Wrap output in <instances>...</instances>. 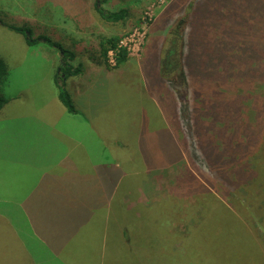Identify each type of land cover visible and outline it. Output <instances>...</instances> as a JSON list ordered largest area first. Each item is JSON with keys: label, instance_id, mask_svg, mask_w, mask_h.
I'll return each mask as SVG.
<instances>
[{"label": "rangeland", "instance_id": "374dc122", "mask_svg": "<svg viewBox=\"0 0 264 264\" xmlns=\"http://www.w3.org/2000/svg\"><path fill=\"white\" fill-rule=\"evenodd\" d=\"M225 1L226 4L217 6L220 0H109L103 5L105 10L112 13L126 10L129 14L124 22L110 23L95 10L96 0H0L1 87H4V97L19 99H14L0 111L1 122L6 125L4 130L0 129V194H3L0 199L8 195L11 196L10 201L18 202L23 193L40 188V197H72L86 205L89 190L77 185H89L95 192L103 193V188L97 185L102 182L105 187V182L108 184L106 176L113 183L121 177L127 184L135 170L143 177L145 163L153 171L141 178L140 187L135 192H128L124 201L137 219L140 218V210L149 212V208H156L160 215L149 216L159 222L150 224L163 231L161 234H165L168 227L174 233L194 228L195 224L196 227H203L213 223L211 221L217 215L210 208L204 212L200 208L193 213L189 209L186 213L183 205L179 204V198L188 187L196 194L197 191H207V196L223 202L232 212L236 211L232 204L237 199L234 188L208 182L196 172L189 158L183 163L182 160L176 162V149L166 154L152 139V130L157 127L155 122L163 117L169 129L177 132L179 139L167 135L166 143L178 144L184 152L186 135L180 131L179 115L181 117L183 112L186 116L191 114L194 120L199 115L211 120L210 114H215L216 108H220L218 100L227 102L225 107L220 108V113L222 117L226 116L228 127L234 126L240 133L246 121L254 131L259 128L257 123L264 121V72L245 76L251 64L256 63L257 53L255 50L253 54L247 53V44L243 40L234 43L230 53L238 58H234L229 66L231 71L221 66V70L226 72H221L226 77V83L215 80L216 73L220 71L219 59L210 60L207 35L211 40L222 37L219 30L223 28L222 24H232L228 18L231 13L238 12L237 8H233L234 3L252 7L249 0ZM206 5L207 12L217 9L222 15V19L216 22L219 24L217 29L210 27L213 23L211 17L204 19ZM249 13L246 12L242 20L252 24L254 14ZM257 21L264 22L263 12H258ZM8 26L25 29L27 34L28 29L31 30L34 40L40 43L29 46L24 36L9 30ZM258 29L256 25L254 33ZM260 34L263 42L264 28ZM186 36L191 41L184 64L191 68L192 78H189V86L183 90L181 85L183 92L179 91L184 93L186 104L191 102L187 107L185 103H180L178 93L175 94L171 87H179L178 80L169 83L164 70L171 64L179 63L181 66L182 45L188 41L184 39ZM112 41L117 42V50L111 49ZM51 43L62 46L61 52L68 50L76 54L77 64L83 66L82 74L67 81V89L76 103V116L69 115L57 100L55 77L62 65V55ZM173 43L179 53L178 57L171 58ZM122 52L126 54L125 59L121 56ZM212 54H215L214 50ZM220 62L224 65V60ZM209 75L215 82L208 81ZM28 115H33L34 119L38 117L37 124L34 119L24 120L25 124H29L21 129L19 124L22 119L14 118ZM261 129L264 131V125ZM143 131L147 132L141 135ZM185 131L190 133L189 127L186 126ZM192 134L196 136L195 132ZM13 143H19L20 147H10ZM140 148L145 153L139 152ZM173 163L180 164L169 168ZM108 166L111 173H102L101 168ZM181 177H185L184 182H189L180 183ZM32 184L38 186L31 187ZM244 189L239 190L243 200L246 197ZM28 198L26 195L21 201L23 206ZM167 200L166 207L164 201L167 203ZM30 203L31 200L23 209ZM55 203V209L69 208L64 203ZM253 206L246 204L243 205L244 210L240 209L250 221L249 224L244 223L248 228L245 225L241 227L246 244L240 248L250 258L245 264H264L261 252L250 249L252 243L249 244L250 239L254 240L264 252V201ZM18 213L14 211L12 215ZM227 216L237 223L230 214ZM124 219L121 214L117 216L118 228L123 227ZM62 220L64 218L58 222ZM196 221L200 222L197 224ZM108 224L111 228V223ZM128 225L138 229L134 233L135 242L128 245V236L123 232L119 242L121 246L110 239L108 254L100 257L98 253L91 252L89 255L102 259L103 264H132L126 260V254L119 255L121 251H128L129 254L135 253L133 264H148L145 255L148 233L136 222ZM3 227L0 221V264H33L31 255L23 250L24 246L21 247L23 253H16L15 249L20 248L18 246L22 242L19 244L17 240V247L14 248L9 233ZM221 227L224 228L223 225ZM88 238L85 230L78 233L79 241ZM151 238L157 239L156 236ZM171 241H177L172 248L178 249L180 240ZM158 244L159 241L150 244V264H160L161 253L157 249L163 253L167 249V246ZM90 248L102 249V237L96 236L95 241L83 246L84 250ZM192 253L204 255L206 251L195 249ZM77 254L80 253L67 250L65 256L72 264H81L82 258ZM202 255L192 257L196 259L194 264H206ZM191 256L182 255L178 263L184 264Z\"/></svg>", "mask_w": 264, "mask_h": 264}, {"label": "trees", "instance_id": "16d2710c", "mask_svg": "<svg viewBox=\"0 0 264 264\" xmlns=\"http://www.w3.org/2000/svg\"><path fill=\"white\" fill-rule=\"evenodd\" d=\"M108 1L109 0H101L100 4H95V10L101 18L110 23H120L128 19L129 14L126 10L117 13L105 10L103 5L108 3ZM249 2L252 3V7H247L246 4L242 5L241 3H234L233 8H237L238 12L231 13L230 18H228L229 20H232L231 22L233 26L232 24H222L223 28L219 29L222 35L220 39L211 40L208 35L206 37L211 49L210 60L216 61V59H219L218 65L220 71L218 70L219 73H216V81H223L226 83V77L224 76V73L226 72L221 70V66H224L228 72L231 71L229 66H231L234 58H238L235 55H230V53L232 52L234 43L239 42L240 40H243V42L247 44V53L253 54V50L257 53L256 63L254 65L251 64L247 70L248 73L245 76L251 74L257 75L258 73L261 75V73L264 72V41L262 42V36L260 34V31L264 28V22L259 23L257 21L258 12L264 13V0H249ZM226 3L225 0H220L217 6ZM204 7V19L208 20L209 17H211L213 23L210 27L217 29L219 24H216V22L220 21V18L222 19L221 13L219 11L217 12V9H215V12H207L206 9L208 6L206 5ZM248 11L250 12L249 14H254V22L252 24L246 20H242L245 19L244 15ZM256 25L259 26V29L254 33ZM7 28L24 36L29 46H34L37 43H40L38 40H34L32 37V31L29 29L27 34V30L22 28L9 26ZM186 38L188 41L183 42L182 55L180 56L181 66L179 63L177 65L171 64L167 68L164 67V70L167 71L165 74H167L166 76L168 78L166 79L169 83L171 80H178L179 87H171L175 94L178 93V100L180 103H185L184 105L187 107L191 102L188 101L186 104V101H184V93H181L189 86V78L191 77L192 72L191 68H189V66L187 67V64H184L186 63L187 55L189 54L188 47H190L189 43L191 41L188 36L184 39ZM51 46L57 48L62 55V65L59 73L55 77V85L58 91L57 100L63 105L69 115L76 116L78 114L76 103L73 102L71 94L67 89V81L82 74L83 66L80 63L77 64L78 56L73 52L68 50L61 52L63 50L62 46L52 45V43ZM117 47V42L112 41L111 49L117 50ZM177 48L178 47L175 46V43H173V47L170 51L171 58L178 57L179 51ZM212 48L215 54H212ZM106 54L107 53H105V55ZM227 54H229V56L225 58ZM121 56L125 59L126 54L122 52ZM223 60L224 65L220 62ZM1 67L2 63L0 62V68ZM221 72L224 73L221 74ZM209 80L215 82L211 75H209L208 81ZM2 83L3 82L0 80V111H3L11 104V102L13 103L14 99L19 100L18 98L8 99L4 97L5 92L4 87H1ZM181 85L183 86V90ZM226 103L227 102L218 100L217 106L223 108L226 106ZM180 108V111H182V106H180ZM220 108H216L217 113L210 114L211 120H208L207 117L203 118L200 115L194 120V117L190 116L191 114L186 116L181 112L182 116L180 117L179 115L177 121L180 125V131L186 135V150H184V152L179 148L178 144L169 145L166 143V138H168L167 135H170L176 140L179 139L177 132L169 129L163 117L160 120L158 119L157 122L153 121L157 124V127L152 130V139L154 144L166 154H170L169 150L176 149V162L182 160L181 163H183L184 160L186 161V159L189 158L191 164L196 169V172L205 177L208 182L210 181L214 185L224 184L230 188H234L233 190L236 192L237 199L232 204L236 211L232 212L223 202L207 196V191H205V193L197 191L196 194V191L192 188L189 189L188 187L187 191L183 192L179 198V204L183 205L186 213L189 209H191V212L193 213L200 208H202L201 212L210 208L217 215L216 217H213V220L211 221L213 223L203 227H196L195 224L194 228L188 227L185 231H174V233L170 229L171 227H168L169 230L165 231V234H161L163 231L153 228L150 224L159 222L149 216V214L160 215L156 208H149V212H144V209L140 210V218L137 219L134 213L129 211L127 205H125L124 198L129 195L128 192H135L141 185V178L153 171V169H150L142 162L144 166L143 177H141L139 172L135 170V172L130 174L129 177L131 179H129L126 184L123 183L124 179L122 180L121 177L117 178L116 182L113 183L110 181L111 178L109 179V176H106L105 181L107 180L108 184L105 182V187L102 182L97 185L103 188V193L95 192L94 189L89 187V185H77V187L84 186V189L89 190V197L86 205L82 203V200L72 197L70 199H52L47 196L40 197V195H42V193L39 192L40 188H38V190H33L31 195H29V198L26 200V205L29 200H31L30 206L26 209H23L26 205L20 206L17 211L19 212L18 214L12 215L14 213V207L12 205H5L10 208V211L7 213L0 211V221L4 225L3 230L9 233L14 248L17 247V240L19 244L22 242V245L18 246L20 248L15 249L16 253H23L21 247L24 246L23 250L31 255L33 264H72L65 256L67 250H70L80 253L77 255H80L82 258L81 264H103L102 259L93 258L89 254L95 252L98 253L97 255L100 257H103L104 254H108V241L114 239V241L119 244L122 237L121 233L123 232H126V235L128 236L126 238L129 243L128 245L135 242L134 233L135 229L136 231L138 229H133L132 227H134V225L130 228L128 224L136 222V225L138 224L141 228H145L146 234L148 233V241L145 243V255L148 259V264H150L151 259L150 244H156V241H159L158 246H167L164 253L157 249V251L161 253V256H159L160 264H179L178 259L182 255H192L189 258L190 260L187 259L184 261V264H194L196 259L192 257H194V255H202L201 253H192L195 249L204 252L206 251V253L202 255L206 259V264H245L250 258H248L246 252L240 248V246L246 244V238L242 239L243 230L241 227L245 225L244 223L249 224L250 221H248L249 218L245 214H242L240 209L242 208L244 210L243 205H254L253 207H255L259 205V202L261 203V201H264V131L261 129L264 125V121L257 123L259 128L254 131L253 126L244 120V129L240 133L234 126L228 127L227 120L225 119L226 116L222 117ZM218 113L219 116L217 115ZM14 119L19 120L20 118ZM21 119L22 122L19 125H21V129H23L25 125L29 124H25L24 120H33L34 118ZM35 122L37 124V120H35ZM186 126L189 127L190 133L185 131ZM5 128L6 125L2 124L0 119V129L4 130ZM147 131L141 132V135ZM194 132L196 136L192 134ZM253 133H255V135H253ZM185 135H183L184 138ZM10 147L17 148L20 146L19 143H13ZM139 152L145 153L144 149L141 148L139 149ZM179 164L173 163L168 167L170 168ZM161 165L165 166V164ZM101 169L102 173L104 171L111 173L109 166ZM113 172H116L114 168ZM184 179L185 177L183 179L181 177L180 183L186 184L189 182V180H185L184 182ZM182 186L183 184L181 187ZM242 188H245L246 200H243V196L239 191ZM106 190H108L107 195ZM128 198L131 199V197ZM55 202L64 203L65 206H69V208L65 207L66 209L64 210L55 209L57 207ZM168 202L169 200H167V203L164 201L166 207ZM159 208L164 210L163 207ZM175 208L178 207L175 205ZM115 209L118 211H115ZM120 214L125 218L121 229L117 227V216ZM228 214L234 217V219L237 220V223L233 222L230 217L227 216ZM61 218H64V220L58 222ZM184 219H189V217H185ZM199 222L200 221H196L197 224ZM108 223H111V228ZM23 224H27L28 226H23ZM221 225H223L224 228H222ZM245 227L247 226L245 225ZM83 230L89 234V238L86 239V241H79L77 239L78 233ZM252 230L254 229L252 228ZM96 236L102 237L103 248H90L84 250L83 246H85V244L88 245L89 242L95 241ZM151 236H156L157 239L151 238ZM174 239L180 240V245L178 249L175 250L172 247L177 241H171ZM250 243H252L250 249L259 250L261 252V255H263L261 258L264 263V252H262L257 242L254 240L250 239L249 244ZM119 246L121 245L119 244ZM121 254H126V260H130L133 264L135 253L129 254L128 251H121L119 255ZM143 264L147 263L144 262Z\"/></svg>", "mask_w": 264, "mask_h": 264}, {"label": "crops", "instance_id": "0c3cea01", "mask_svg": "<svg viewBox=\"0 0 264 264\" xmlns=\"http://www.w3.org/2000/svg\"><path fill=\"white\" fill-rule=\"evenodd\" d=\"M29 117H30V118H33L32 115H28V116H19L18 118L30 119ZM35 120L38 121V117H37ZM31 187H36V184H32ZM32 192H33V190L28 191L27 193H23V194L21 195V199H20L18 202L10 201L11 196H8V195H6L4 198L1 197V198H3V199H0V211L3 212V213H5V212L7 213L8 211H10V208H8V207L5 206V205H12V206L14 207L13 210H14V211H18L19 208H20V206H23V205H22V202H21V201H24L23 198H24L26 195H28V196L31 195ZM1 195H3V194H0V196H1ZM61 262L63 263L62 260H61ZM63 264H64V263H63Z\"/></svg>", "mask_w": 264, "mask_h": 264}, {"label": "flooded vegetation", "instance_id": "af4514ba", "mask_svg": "<svg viewBox=\"0 0 264 264\" xmlns=\"http://www.w3.org/2000/svg\"><path fill=\"white\" fill-rule=\"evenodd\" d=\"M96 1H97L98 4H100V1H101V0H96Z\"/></svg>", "mask_w": 264, "mask_h": 264}]
</instances>
